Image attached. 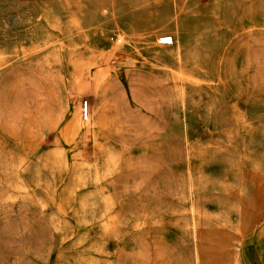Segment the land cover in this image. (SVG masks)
<instances>
[{"label":"rangeland","instance_id":"obj_1","mask_svg":"<svg viewBox=\"0 0 264 264\" xmlns=\"http://www.w3.org/2000/svg\"><path fill=\"white\" fill-rule=\"evenodd\" d=\"M122 3L0 59V264H170V228L233 264L263 227L264 19L125 27Z\"/></svg>","mask_w":264,"mask_h":264},{"label":"crops","instance_id":"obj_2","mask_svg":"<svg viewBox=\"0 0 264 264\" xmlns=\"http://www.w3.org/2000/svg\"><path fill=\"white\" fill-rule=\"evenodd\" d=\"M122 1L125 6L122 11L126 12L124 17L120 15L119 26L125 27L163 25L157 22L160 19L159 5L163 3L167 4L166 25L169 27L189 25L183 22L185 18L180 12L197 11L200 27L242 28L258 23L255 19H264V0ZM112 7L111 0H0V59L15 58L19 48L28 53L22 57H30L32 28L61 26L64 20L77 17L82 12L94 11L93 14L106 16L104 20H109ZM16 36L23 37L18 39ZM183 239L176 229L170 228V264H193L187 252L181 255L175 253L176 245L185 246ZM233 264H264V223L258 236L254 231L247 232L242 244L236 247Z\"/></svg>","mask_w":264,"mask_h":264},{"label":"built area","instance_id":"obj_3","mask_svg":"<svg viewBox=\"0 0 264 264\" xmlns=\"http://www.w3.org/2000/svg\"><path fill=\"white\" fill-rule=\"evenodd\" d=\"M83 117L84 119H88L89 116H90V109H89V101L88 100H85L84 103H83Z\"/></svg>","mask_w":264,"mask_h":264}]
</instances>
